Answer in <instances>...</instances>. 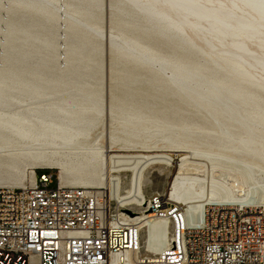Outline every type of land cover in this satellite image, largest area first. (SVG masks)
<instances>
[{
  "label": "bare ground",
  "instance_id": "6f19581e",
  "mask_svg": "<svg viewBox=\"0 0 264 264\" xmlns=\"http://www.w3.org/2000/svg\"><path fill=\"white\" fill-rule=\"evenodd\" d=\"M106 8L105 0H0V129L6 132L0 135V154L12 163L53 164L63 171L68 161L56 158L61 154L66 160H98L102 170L119 158L109 156L93 133L101 115L114 116L112 108L107 110L102 98L75 85L45 93L39 71L49 59H58L62 42L68 73L93 77L96 69H103L98 54L105 40L118 62L144 67L155 86L203 109L217 126L218 143H205L209 148L204 150L191 146V157L209 164L206 176L178 174L167 196L155 193L184 206L182 223L199 225L211 204L264 205V172L256 162L264 161V100L254 89L264 91V0H109L115 24L108 34L101 25ZM20 53L35 60L31 66L17 56ZM56 98L59 101L52 102ZM142 121L131 111L119 117L123 129L139 127ZM234 128L242 136H236ZM220 163L240 177L233 188L227 186L228 174L220 180L211 176ZM78 167L84 169L83 164ZM35 174L28 184L34 183ZM58 180L65 186L69 175L60 174ZM92 189L104 191L112 208L120 206L140 218L145 259L155 261L166 250L172 222L143 218L149 197L142 206L124 207L114 191Z\"/></svg>",
  "mask_w": 264,
  "mask_h": 264
},
{
  "label": "built area",
  "instance_id": "2783aa9c",
  "mask_svg": "<svg viewBox=\"0 0 264 264\" xmlns=\"http://www.w3.org/2000/svg\"><path fill=\"white\" fill-rule=\"evenodd\" d=\"M145 207L143 218L172 222L155 261L141 254L132 211L112 208L102 190L62 186L52 169H37L32 184L0 186V264H264V205H207L191 226L165 195Z\"/></svg>",
  "mask_w": 264,
  "mask_h": 264
},
{
  "label": "rangeland",
  "instance_id": "374dc122",
  "mask_svg": "<svg viewBox=\"0 0 264 264\" xmlns=\"http://www.w3.org/2000/svg\"><path fill=\"white\" fill-rule=\"evenodd\" d=\"M105 3L107 8L103 12L101 25L108 34L115 24V19L108 8L109 0H105ZM2 6L7 7L5 2ZM2 17L4 18L3 12ZM103 42L102 53L98 54L103 61L102 72L96 69L93 77L84 79L74 78L68 73L67 66L63 64L65 47L61 42L60 51L57 53L58 59H49L47 63H43L44 68L39 69L45 79L41 82V87L45 93H59L75 85L102 98L107 110L112 108L114 116L101 115L95 122L93 133L100 139L101 147L109 149V156L119 158H115L114 162L107 165L106 170H102L98 160L86 158L87 160L83 161L81 158L76 159L77 156L66 160L61 154V157L56 158L68 161V169L63 171L53 164L38 167L30 161L12 163L0 154V186L26 185L32 180L33 171L52 169L58 178L60 174L69 175L65 186L106 188L110 189L112 195L114 191L122 201L121 205L125 207L142 206L145 203L144 199L152 193L163 192L167 196L169 187L178 174L199 178L206 176L209 164L198 156H195L197 159L195 157L193 159L191 146H200L199 148L204 150L209 148L205 143L219 142V131L213 120L203 109L195 108L193 104H187L184 99L155 86L144 67L118 62L116 54L108 43L105 40ZM161 50L166 52L165 48ZM17 56L23 57L22 53ZM24 61L26 65L31 66L35 60L24 59ZM254 89L264 100V91ZM58 101L56 98L52 102ZM123 111L140 114L143 120L141 125L128 128L129 130L123 129L119 125V117ZM169 125L176 128L169 129L167 127ZM183 126L193 129L183 131ZM233 132L236 136H242L238 128H234ZM2 134L6 132L0 129V135ZM0 146H2L1 138ZM212 150L216 151L214 148ZM188 156L191 158L181 164L182 159ZM256 162L263 167L264 172V161ZM211 163L217 164L218 161L212 160ZM79 164H83L84 169H80ZM220 164V167L211 169V176L220 180L223 174H228L230 179L226 180L227 186L233 188V181L240 182V177L224 170L223 166L226 164ZM101 174H103V182L100 181ZM52 186L54 187L55 183ZM125 199L128 200L124 201ZM139 238L141 243L144 242L145 233L142 232ZM142 255L146 256L144 253Z\"/></svg>",
  "mask_w": 264,
  "mask_h": 264
},
{
  "label": "water",
  "instance_id": "95a60500",
  "mask_svg": "<svg viewBox=\"0 0 264 264\" xmlns=\"http://www.w3.org/2000/svg\"><path fill=\"white\" fill-rule=\"evenodd\" d=\"M124 212L127 214H130V215L132 214L131 211H129V210H124Z\"/></svg>",
  "mask_w": 264,
  "mask_h": 264
},
{
  "label": "crops",
  "instance_id": "0c3cea01",
  "mask_svg": "<svg viewBox=\"0 0 264 264\" xmlns=\"http://www.w3.org/2000/svg\"><path fill=\"white\" fill-rule=\"evenodd\" d=\"M157 193H161V194H163V192H157ZM153 194H154V193H152L151 195H153ZM151 195H150V196H151ZM150 196H148V197H150Z\"/></svg>",
  "mask_w": 264,
  "mask_h": 264
}]
</instances>
